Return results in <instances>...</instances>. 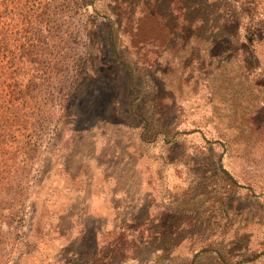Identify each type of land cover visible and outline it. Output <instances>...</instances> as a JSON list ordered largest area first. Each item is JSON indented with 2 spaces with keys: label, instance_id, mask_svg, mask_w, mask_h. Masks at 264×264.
Wrapping results in <instances>:
<instances>
[{
  "label": "rangeland",
  "instance_id": "obj_1",
  "mask_svg": "<svg viewBox=\"0 0 264 264\" xmlns=\"http://www.w3.org/2000/svg\"><path fill=\"white\" fill-rule=\"evenodd\" d=\"M238 1L11 0L0 264H264V0Z\"/></svg>",
  "mask_w": 264,
  "mask_h": 264
},
{
  "label": "trees",
  "instance_id": "obj_2",
  "mask_svg": "<svg viewBox=\"0 0 264 264\" xmlns=\"http://www.w3.org/2000/svg\"><path fill=\"white\" fill-rule=\"evenodd\" d=\"M10 2L11 0H0V60L2 62V64L0 65V80L1 85L5 81L14 80L13 84L4 85L9 86L8 90L4 91L12 93L14 91L26 92V90L20 89L21 83L16 82V79L19 76L24 75L22 67L24 64L25 56L27 55L25 44L27 41L26 32L28 30L26 28H19L18 25H12L9 22L12 17V6L10 5ZM21 2L22 0H13V4L18 7L21 6ZM237 2L239 3L238 0ZM241 6L239 8H235V11H232L230 13V18L228 20L230 24H232L231 36L237 41L241 40V34H239V32L243 27L240 26V18L248 15L247 12L243 8H241ZM19 9L22 18L26 17L23 14L22 7H20ZM184 21L191 22V19L185 17ZM244 33L245 37H247L249 41H252L253 37L255 36L253 33V29L250 26L245 28Z\"/></svg>",
  "mask_w": 264,
  "mask_h": 264
}]
</instances>
